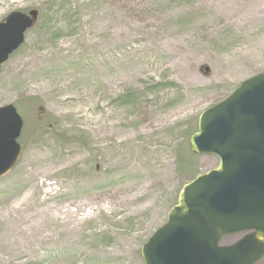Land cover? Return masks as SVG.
I'll return each mask as SVG.
<instances>
[{
	"label": "rangeland",
	"instance_id": "obj_1",
	"mask_svg": "<svg viewBox=\"0 0 264 264\" xmlns=\"http://www.w3.org/2000/svg\"><path fill=\"white\" fill-rule=\"evenodd\" d=\"M32 10L0 71V107L24 120L0 264H144L182 187L218 165L190 150L200 114L264 72V0H0V22Z\"/></svg>",
	"mask_w": 264,
	"mask_h": 264
},
{
	"label": "water",
	"instance_id": "obj_2",
	"mask_svg": "<svg viewBox=\"0 0 264 264\" xmlns=\"http://www.w3.org/2000/svg\"><path fill=\"white\" fill-rule=\"evenodd\" d=\"M36 10L12 12L0 23V70L25 43ZM23 119L0 107V178L18 163ZM216 168L185 184L168 219L142 246L145 264H256L264 259V72L205 109L189 141ZM241 235L232 245L227 237Z\"/></svg>",
	"mask_w": 264,
	"mask_h": 264
},
{
	"label": "trees",
	"instance_id": "obj_3",
	"mask_svg": "<svg viewBox=\"0 0 264 264\" xmlns=\"http://www.w3.org/2000/svg\"><path fill=\"white\" fill-rule=\"evenodd\" d=\"M189 165H191V160L187 159V161H186L183 159V166H189ZM188 170L189 169L186 167L184 173L186 174L188 172Z\"/></svg>",
	"mask_w": 264,
	"mask_h": 264
}]
</instances>
